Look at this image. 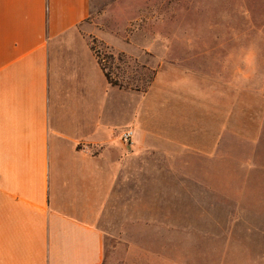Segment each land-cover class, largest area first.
Returning <instances> with one entry per match:
<instances>
[{
    "label": "crops",
    "instance_id": "obj_1",
    "mask_svg": "<svg viewBox=\"0 0 264 264\" xmlns=\"http://www.w3.org/2000/svg\"><path fill=\"white\" fill-rule=\"evenodd\" d=\"M92 14V0H0V264H105L176 155L218 149L221 128L209 147L173 136L188 115L238 134L239 104L264 113L177 63L146 91L111 85L85 35Z\"/></svg>",
    "mask_w": 264,
    "mask_h": 264
},
{
    "label": "rangeland",
    "instance_id": "obj_2",
    "mask_svg": "<svg viewBox=\"0 0 264 264\" xmlns=\"http://www.w3.org/2000/svg\"><path fill=\"white\" fill-rule=\"evenodd\" d=\"M92 3L85 35L111 79L146 91L160 65L177 63L235 86L261 112L264 0ZM245 109L239 104L238 134L195 113L182 133L174 130L202 147L223 134L214 155H176L172 180L158 176L155 189H143V200L153 193L158 203L141 204V223L111 240L105 264H264V113L246 119Z\"/></svg>",
    "mask_w": 264,
    "mask_h": 264
},
{
    "label": "trees",
    "instance_id": "obj_3",
    "mask_svg": "<svg viewBox=\"0 0 264 264\" xmlns=\"http://www.w3.org/2000/svg\"><path fill=\"white\" fill-rule=\"evenodd\" d=\"M91 49L94 50L92 45H91ZM96 57H97V56H96ZM97 61H98L99 65H100V67H101V69H102V71H103L105 77L107 78V80L109 81V83H110L111 85L127 88L126 86H123L122 84H119L117 80H113V79L110 78L109 73L105 71V67L103 66V64L101 63V61H100V59H99L98 57H97ZM151 81H152V80H151ZM151 81H150V82H151ZM150 82H149V84H150ZM135 90H139V88L136 87Z\"/></svg>",
    "mask_w": 264,
    "mask_h": 264
},
{
    "label": "built area",
    "instance_id": "obj_4",
    "mask_svg": "<svg viewBox=\"0 0 264 264\" xmlns=\"http://www.w3.org/2000/svg\"><path fill=\"white\" fill-rule=\"evenodd\" d=\"M121 139L125 143H130L131 141V132L130 131H125L121 134Z\"/></svg>",
    "mask_w": 264,
    "mask_h": 264
}]
</instances>
